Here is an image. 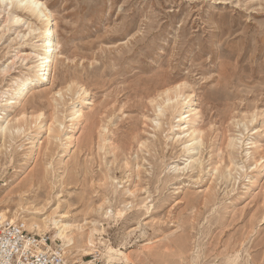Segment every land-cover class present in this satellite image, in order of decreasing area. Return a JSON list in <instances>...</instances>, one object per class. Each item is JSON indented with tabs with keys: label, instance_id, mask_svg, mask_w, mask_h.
I'll return each instance as SVG.
<instances>
[{
	"label": "rangeland",
	"instance_id": "rangeland-1",
	"mask_svg": "<svg viewBox=\"0 0 264 264\" xmlns=\"http://www.w3.org/2000/svg\"><path fill=\"white\" fill-rule=\"evenodd\" d=\"M45 1L61 55L47 87L27 93L21 131L0 136V208L65 213L84 234L93 221L91 253L65 248L72 261L264 264V0ZM14 36L10 23L0 27V69L20 46ZM28 65L0 71V90ZM167 80L185 81L198 103L194 149L176 141L187 99L173 115L151 102ZM79 85L90 104L74 131ZM231 138L239 140L226 147Z\"/></svg>",
	"mask_w": 264,
	"mask_h": 264
},
{
	"label": "bare ground",
	"instance_id": "bare-ground-1",
	"mask_svg": "<svg viewBox=\"0 0 264 264\" xmlns=\"http://www.w3.org/2000/svg\"><path fill=\"white\" fill-rule=\"evenodd\" d=\"M7 23H10L14 28L15 36L11 39V42L19 43L20 48L30 45L31 49L30 51H26L15 46L11 50H7L6 54L8 52L14 53L6 56V63H2L0 71L7 72L18 61L20 64L28 65L27 60L30 59L31 64L28 65V71L11 76L8 85L5 88L2 87L0 90V136L2 137H5L6 133L9 132L18 133L21 131L22 128L18 123L27 116L23 110V103L27 93L32 89L41 91L47 87L54 63L61 55L60 42L55 35L58 23L54 10L47 5L45 0H0L1 30H3ZM185 86V81L173 84L170 80L160 82L156 86L158 88L155 95L156 98H152L151 102L159 108L163 105L162 109L169 110L171 115H173L178 105L187 99L186 105L181 108L178 115L176 127L179 132L176 141H182V143L188 142V145H191V148L194 149L195 144L202 141V130L197 126L201 115L200 110L196 108L197 101L191 99V94L183 93ZM64 90H69V84L55 89L52 97L54 99L55 97H63ZM76 93L77 101L74 102V105L69 111V117L74 131L80 128V122L85 118L83 107L90 104L88 99L89 93L85 87L79 85ZM38 97H47V95L46 93H41ZM11 108L18 111L9 117V114L5 113V110ZM162 109L160 108L161 111ZM33 116H35L32 117L34 120L33 127H37L36 122L40 117V113ZM60 119V117L55 116L52 124L54 121L60 123ZM48 129L52 130V126H49ZM53 131H57V129L53 128ZM236 140L238 141L239 138L229 139L226 147L234 146ZM36 142L34 140L30 142V151L38 146ZM141 145H145L144 142H141ZM188 145H184V148ZM254 148L256 149V146ZM254 162L257 165L258 161L254 160ZM127 192L130 193L129 190H126ZM6 211V209L0 208L1 215H6ZM108 212H110L108 209L103 212L105 217ZM118 216L116 214V217ZM11 217L13 220L21 219L25 223L26 229L35 234L43 236L45 235L44 233H50L53 242L56 239L60 240L64 248H75L80 255H89L91 253V247H94L96 228L93 221H89L92 228L84 234L82 223L75 224L63 221L65 213H61L57 218L48 215L40 219L34 216L26 217L25 214L20 216L17 212H13ZM87 222L85 221L84 223ZM77 233L80 235L83 234L84 237H80L75 241L74 237Z\"/></svg>",
	"mask_w": 264,
	"mask_h": 264
},
{
	"label": "built area",
	"instance_id": "built-area-1",
	"mask_svg": "<svg viewBox=\"0 0 264 264\" xmlns=\"http://www.w3.org/2000/svg\"><path fill=\"white\" fill-rule=\"evenodd\" d=\"M0 264H100L98 256L72 261L61 243L26 229L21 219L0 214Z\"/></svg>",
	"mask_w": 264,
	"mask_h": 264
}]
</instances>
